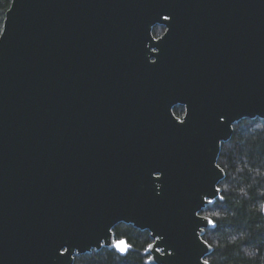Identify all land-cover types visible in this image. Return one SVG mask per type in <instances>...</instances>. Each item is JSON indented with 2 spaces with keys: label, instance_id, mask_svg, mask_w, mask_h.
<instances>
[{
  "label": "water",
  "instance_id": "1",
  "mask_svg": "<svg viewBox=\"0 0 264 264\" xmlns=\"http://www.w3.org/2000/svg\"><path fill=\"white\" fill-rule=\"evenodd\" d=\"M243 119L264 120V0H11L0 264L122 255L119 223L148 232V264H204L200 213Z\"/></svg>",
  "mask_w": 264,
  "mask_h": 264
},
{
  "label": "trees",
  "instance_id": "2",
  "mask_svg": "<svg viewBox=\"0 0 264 264\" xmlns=\"http://www.w3.org/2000/svg\"><path fill=\"white\" fill-rule=\"evenodd\" d=\"M10 3L0 0V33ZM163 31L156 25L152 34L157 38ZM217 164L225 173L218 185L221 199L200 213L215 224L202 237L213 249L205 260L208 264H264V120L243 119L234 124L232 137L221 145ZM113 234L127 242L126 253L102 248L75 256L73 264H148L146 249L152 240L147 231L119 223Z\"/></svg>",
  "mask_w": 264,
  "mask_h": 264
},
{
  "label": "snow or ice",
  "instance_id": "3",
  "mask_svg": "<svg viewBox=\"0 0 264 264\" xmlns=\"http://www.w3.org/2000/svg\"><path fill=\"white\" fill-rule=\"evenodd\" d=\"M116 247L117 249L121 252V253H126L127 250H128V245H127V242L126 241H119L117 244H116ZM204 264H208L207 261L204 262Z\"/></svg>",
  "mask_w": 264,
  "mask_h": 264
},
{
  "label": "flooded vegetation",
  "instance_id": "4",
  "mask_svg": "<svg viewBox=\"0 0 264 264\" xmlns=\"http://www.w3.org/2000/svg\"><path fill=\"white\" fill-rule=\"evenodd\" d=\"M164 28V27H163ZM164 32V31H163ZM163 34V33H162ZM161 34V35H162ZM160 35V36H161ZM159 36V37H160ZM158 38V37H157ZM177 107H179V110L177 111V113L175 112V110H176V108ZM184 113H185V109H184V107L183 106H175L174 108H173V114H174V116L175 117H177V118H179V119H182L183 118V116H184Z\"/></svg>",
  "mask_w": 264,
  "mask_h": 264
}]
</instances>
